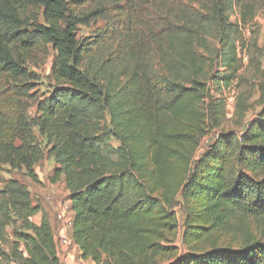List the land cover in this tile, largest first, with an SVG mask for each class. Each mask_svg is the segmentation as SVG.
Returning a JSON list of instances; mask_svg holds the SVG:
<instances>
[{
  "label": "trees",
  "instance_id": "obj_1",
  "mask_svg": "<svg viewBox=\"0 0 264 264\" xmlns=\"http://www.w3.org/2000/svg\"><path fill=\"white\" fill-rule=\"evenodd\" d=\"M147 1L159 15L165 11L166 20L150 16L146 46L127 38L125 81L111 83L84 71L85 45L76 38L77 27L103 9L76 16L67 0H0V77H26L21 50L45 44L56 53L51 75L58 85L42 109L41 130L60 146L51 182L63 177L73 214L71 241L80 258L94 264H158L171 255L166 264H264V241L240 249L197 248L235 214L264 216V176L248 174L264 171V105L246 132L220 130L195 158L200 141L225 118L224 103L210 94L207 82L228 86L235 47L230 34H220L221 51L212 53L207 35L214 27L238 26L226 23L223 14L233 0ZM235 4L244 26L255 7L242 0ZM30 9H42L44 25L28 21ZM214 58L227 73L207 77ZM88 109L99 120L108 113L107 135L116 148L104 146ZM22 158L31 171L35 157ZM232 162L242 171L231 174ZM175 205L184 211L179 236L188 250L183 254L163 244L172 243L180 230L169 211ZM25 206L26 219L39 212ZM27 225L31 234L20 236L25 256L15 252L13 261L64 264L48 219Z\"/></svg>",
  "mask_w": 264,
  "mask_h": 264
},
{
  "label": "rangeland",
  "instance_id": "obj_2",
  "mask_svg": "<svg viewBox=\"0 0 264 264\" xmlns=\"http://www.w3.org/2000/svg\"><path fill=\"white\" fill-rule=\"evenodd\" d=\"M236 1L233 0L231 8L225 9L223 14L226 23L238 26L232 27V30L222 26L219 31H215V27L208 31L207 40L212 53L214 50L218 53L221 51L218 42L220 34H230L237 63L232 67L235 72L227 87L214 83L212 79L207 82L210 94L223 101L225 118L220 128L211 130L200 141L195 158L207 150L220 130L246 132L264 105V0H242L243 5L253 4L255 7L254 15L244 26L240 22L241 11ZM172 2L182 5L180 3L188 4L189 1ZM67 4L69 11L76 16L103 9V14L95 20L77 27L76 38L85 45L84 71L111 83L115 80L125 81L128 65L122 54L127 38L135 41L137 46H146L148 39L145 32L151 26L150 16H163L161 21L166 20L167 16L165 11L159 15V11L152 9L151 2L147 0H67ZM174 7L170 6L171 9ZM28 12L30 23L44 25L42 9H30ZM202 15L205 16L206 11ZM109 32H113V35ZM19 56L23 60L26 77H0V264H17L13 261L15 252L25 256L24 242L20 236L31 234L27 224L38 225L41 217L45 216L59 245L58 229L61 223L57 215L65 209L66 217L72 216L63 177L56 183L51 182L58 168L55 159L60 146L48 130H41L42 109L47 106L52 90L58 85L51 75L56 53L50 45L40 44L29 50H21ZM219 63L220 59L211 60L210 67L206 69L207 77H213L217 72L227 73L225 69L218 68ZM87 112L90 121L98 123V134L104 139V146L116 148L117 141L107 135L110 131L108 113H103V118L99 120L97 112L91 109ZM23 155L28 160L35 157L31 171L23 164ZM229 171L235 175L242 171V167L232 162ZM30 172L34 177L30 176ZM248 174L259 178L264 176V171ZM25 204L37 208L39 212L26 219ZM169 211L175 214L180 230L172 243L163 244L177 248V254L186 253L188 249L181 244L179 236L184 220L183 208L175 205ZM68 230L66 227V232ZM252 241H264V216L235 214L227 226L203 239L197 248L240 249ZM71 252L74 258L72 264H92L90 260L79 258L77 252ZM58 256L64 263V255L60 253ZM170 258L172 255L164 257L158 264H166Z\"/></svg>",
  "mask_w": 264,
  "mask_h": 264
},
{
  "label": "crops",
  "instance_id": "obj_3",
  "mask_svg": "<svg viewBox=\"0 0 264 264\" xmlns=\"http://www.w3.org/2000/svg\"><path fill=\"white\" fill-rule=\"evenodd\" d=\"M70 213L72 214L71 211H70ZM65 222H67L66 223L67 224L66 226H64V223H62V222H60L61 224L59 223L61 226L58 229V233H60L62 230H64L66 232V227H67L69 229L68 230L69 232L67 231L66 233L70 237V234H71V221L69 220V222L68 221H65ZM59 248H60L61 253L64 255L63 256V260H64V263L65 264H72V262L74 261L73 254H72L71 251L77 252V256L80 258L79 249L74 244L71 247H67V248H65L64 246L62 247L61 244H59ZM92 264H93V262H92Z\"/></svg>",
  "mask_w": 264,
  "mask_h": 264
},
{
  "label": "built area",
  "instance_id": "obj_4",
  "mask_svg": "<svg viewBox=\"0 0 264 264\" xmlns=\"http://www.w3.org/2000/svg\"><path fill=\"white\" fill-rule=\"evenodd\" d=\"M70 218L66 217V210L65 209L61 210L59 212V214L57 215V220H59L60 222L64 223V226L67 225L66 224L67 222H65V221H68V222H69V220L71 221ZM58 238H59V241H60V244H61L62 247L64 246L65 248H67V247H71L73 245V243L71 241V238L67 235V233L64 230H62L59 233Z\"/></svg>",
  "mask_w": 264,
  "mask_h": 264
}]
</instances>
